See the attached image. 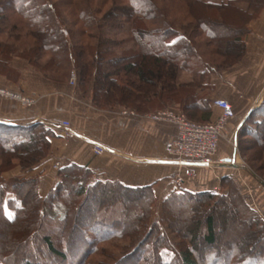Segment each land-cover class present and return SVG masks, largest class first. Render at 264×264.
Instances as JSON below:
<instances>
[{"label":"trees","instance_id":"obj_1","mask_svg":"<svg viewBox=\"0 0 264 264\" xmlns=\"http://www.w3.org/2000/svg\"><path fill=\"white\" fill-rule=\"evenodd\" d=\"M163 1L177 5L168 6L171 13L185 8L179 24L153 0H60L71 13L69 23L53 0H0V74L10 69L8 61L19 58L49 81L65 83L73 74L82 97L97 108L149 114L171 105L191 121L212 122L208 79L244 57L248 25L264 10V0ZM22 39L28 45L20 46ZM51 136L41 123L0 129V236L5 240L0 264H73L76 258L75 264H264V220L227 177L221 180L226 193L171 192L152 222L150 186L92 183L91 171L74 164L58 169L57 182L44 197L36 177L3 178L15 166L24 171L40 164ZM236 144L241 154L253 152L252 160H263L264 180V101L238 129ZM116 199L118 214L106 210L94 217ZM215 207L226 214L232 208L231 221L240 219L250 230L242 228L241 244L233 243L225 253L210 248L218 240ZM184 211L189 218L182 222ZM114 240L124 243L119 247ZM105 243L119 256L106 251ZM221 254L225 257L216 262Z\"/></svg>","mask_w":264,"mask_h":264},{"label":"crops","instance_id":"obj_2","mask_svg":"<svg viewBox=\"0 0 264 264\" xmlns=\"http://www.w3.org/2000/svg\"><path fill=\"white\" fill-rule=\"evenodd\" d=\"M248 29L241 61L208 79L210 89L206 97L212 101L211 120L220 113L213 105L214 100L225 99L234 110V117L222 130L216 155V161L224 163L199 168L195 176L177 187L173 182L177 163L164 151L165 143L175 136L172 125L140 117L146 113L120 115L118 106L97 108L90 98L82 97L75 83L49 81L25 61L13 58L7 62L10 69L5 70L6 74H0V88L30 96L35 104L23 107L0 97V129L41 123L53 136L48 138V155L40 164L24 171L15 166L4 172L3 178L36 177L38 193L44 197L57 182L55 162L60 163L59 168L74 164L91 171L92 183L118 182L133 188L150 186L155 206L160 207L162 201L178 189L219 193L221 180L227 177L237 186L250 190L248 195L254 192L245 198L259 202L257 208L264 214V183H257L246 169L234 164L236 133L249 113L264 101V10L249 23ZM61 122L69 126L61 127ZM65 131L69 132L68 136L64 135ZM94 146L101 147L103 153L95 154Z\"/></svg>","mask_w":264,"mask_h":264},{"label":"built area","instance_id":"obj_3","mask_svg":"<svg viewBox=\"0 0 264 264\" xmlns=\"http://www.w3.org/2000/svg\"><path fill=\"white\" fill-rule=\"evenodd\" d=\"M70 83H75V76L72 74ZM0 97L10 99L19 103L23 107H30L35 104L32 97L21 93L0 88ZM213 105L220 111L212 122L198 123L187 119L183 114L171 110H161L140 117L151 121L167 123L174 127L175 136L165 143L164 151L175 159L178 170L173 175L175 186H183L187 178L196 175L199 168L211 167L225 161H216V155L221 139V133L226 123L233 118L234 112L231 103L225 99L213 101ZM120 115L136 116L132 110H121ZM61 127H68L67 122H61ZM69 135L68 131L64 132ZM95 154H102L103 149L98 146L93 147ZM54 169H59L60 163L55 162Z\"/></svg>","mask_w":264,"mask_h":264},{"label":"rangeland","instance_id":"obj_4","mask_svg":"<svg viewBox=\"0 0 264 264\" xmlns=\"http://www.w3.org/2000/svg\"><path fill=\"white\" fill-rule=\"evenodd\" d=\"M53 1H54V3L56 2L58 4L60 0H53ZM153 1L154 2H157L158 5H160L162 7L163 11L166 12V14L169 13V12L171 13L170 9H173V8L168 7V6H171V7H173V6L176 7L177 6L175 4H167V2H164L163 0H153ZM110 5H106L103 9L104 10H107V8L110 7ZM58 6H59L58 9H59V11L61 13V16L63 17V19L67 23H69L68 22L69 15H71V13L69 11V8L68 7H65L64 5H59V4H58ZM174 9H176V8H174ZM185 12H186V10L183 7L182 8H179L178 7L176 9V11H172L174 18L176 19V21H178V24L183 20V17L185 16ZM101 13H103V10H102ZM100 15L102 16L104 14H100ZM100 15L97 16V18L98 17H101ZM69 27L72 28L71 25H69ZM106 30L107 29L105 28L104 29V32ZM63 34H64V36H67L66 31H64ZM25 41H27V40H25ZM20 43H19V45L20 46L22 45V47H24L25 45H28L27 44L28 42L25 43L24 42V39H22L20 41ZM44 59H45L44 57L41 58L42 61H45ZM179 77H182L183 79L185 78V76L183 74H181V76H179ZM70 78H69V82H70ZM121 110H131V109L121 108ZM161 110H171V111H174L176 113L183 114L182 112H180V110H178L176 107L171 106V105L168 106V107H165L163 109H159L157 111H161ZM157 111H155V112H157ZM245 140L247 141L246 142L247 144L250 143L249 141H252L249 138H245ZM236 149H237V151L235 152V161H234V164L237 167L241 168V169H246L245 171H247L249 174H251V175H253L255 177L257 183H261V184L264 183V180L260 177V175L263 176V174H262V171H260V168H259V165L260 164H263V160L261 158L258 159V157L255 160H252L251 158H254V156H253L254 154L252 155L251 153H253V152L244 151L241 154V152L239 151V149H238L237 146H236ZM258 156H260V155H258ZM229 179L236 186V188L240 192V195L243 198V200L249 205L250 208H252L257 213L258 216H260L264 220V214L257 208L259 202L257 203V202H254V201H250L248 198H245V195L249 197L254 192H252V194L248 195L251 192L250 190H247L245 187H243L242 185L240 186L239 184L237 186L235 184V182L231 178H229ZM263 186H264V184H263ZM256 188H258V187H256ZM227 189L228 188L226 186L225 187L224 186L222 187V185L220 183L219 193H226L227 192ZM119 206H120L119 205V201H117V199H116L114 201V204H110V205L107 204L104 208L99 207L98 213L95 214L94 217L100 216V214L104 213V211H106V210H108V211L112 210L114 212H117V214H118V212L120 210L119 209ZM213 209H214V212L213 213L217 214V216L215 215L216 218H215L214 226H215V231H216V238L218 240L216 241L215 245L212 246V247H210V248H212V249L215 248V249H218L220 252L225 253L227 251V249H229L233 245V243H234V245L241 244V241H238L237 239L239 238V235H240L239 233L240 232L242 233V230H243L242 228H245V226L243 225V222L240 221V219H238V220L236 219V221L235 220L231 221L230 218L233 216L231 214L232 208H230V213H228V214H226V211H224L222 209V207H220V208L219 207H215ZM224 214H225V216H224ZM160 215H161V205H160V207H156L155 206V202H154L153 206L151 207L150 222H152L154 220H158ZM182 218H183L181 220L182 222L185 221V218H189V214L187 213V211L182 212ZM0 227H4V226H0ZM10 227H14V226H10ZM163 227H165V226H163ZM201 227H204L203 224L201 225ZM246 229H247V227L245 228V230ZM247 231L250 233V230L249 229H247ZM0 233L2 234L1 231H0ZM233 235H234V237H236L235 238L236 240H234ZM168 238L171 241H174V242H177V240H178L177 236H175L173 234H168ZM254 238H255V236L253 237V240H254ZM259 238H261V236H259ZM3 242H5V240L3 239V235H1L0 236V246L3 245ZM110 242L112 244H114V245L119 246V247L124 243L123 241H117V240L110 241ZM251 243H253V242H251ZM110 244H108V243L103 244V246L106 249V251H112L114 254H116V256H119V253H118L117 249L116 248H110L109 247ZM37 251L39 253H43V254L45 253V249L43 247H38L37 248ZM33 254H34V251H33ZM164 256H165L166 259H168L170 257V254L165 253ZM232 256H234V255L232 254ZM212 257H214V256H212ZM223 257H225V254L219 255V258L217 257V260H215V261L216 262L217 261H220L219 259H222ZM91 259L96 260V259H100V257H92ZM215 259H216V257H215ZM75 260H77V258L74 259L73 264L76 263ZM49 262L47 261L46 264H49ZM52 263H54V262H50V264H52Z\"/></svg>","mask_w":264,"mask_h":264}]
</instances>
